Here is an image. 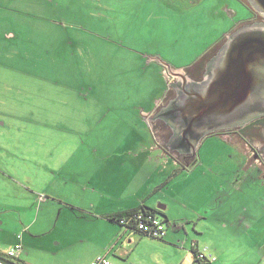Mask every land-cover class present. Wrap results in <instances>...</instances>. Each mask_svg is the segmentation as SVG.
<instances>
[{
    "label": "rangeland",
    "instance_id": "obj_1",
    "mask_svg": "<svg viewBox=\"0 0 264 264\" xmlns=\"http://www.w3.org/2000/svg\"><path fill=\"white\" fill-rule=\"evenodd\" d=\"M97 5L94 0H0L2 228L7 229L9 222L14 225L11 218L16 219V213H22L25 218L41 210V221L47 217L56 221L58 213L69 211L67 207L53 206V197L63 201L75 199V187H64L62 177L58 181L51 179L44 162L51 167L73 165L70 154L77 148V141L93 146L99 143L96 138L90 140L92 121L84 122L82 108L71 104L74 94L84 93L89 87L93 89L92 97L103 103H98L96 109L99 113L104 111L101 115L104 121L94 131L123 133L121 126L112 127L108 115L113 110L112 101H121L132 111L129 105L135 106L143 100L154 102L165 92L171 96L175 93L174 69L195 66L240 23L255 18L253 11L239 0H100ZM262 21L263 16L257 17L256 22ZM30 70L39 72L40 78ZM125 80L128 85L121 86ZM42 116H48L51 123H34ZM150 123L152 128L149 123L137 122L125 131L150 137L147 130L150 128L152 135L147 142L165 146L166 141L152 118ZM257 126L258 132L263 133L264 123ZM170 130L164 127L161 131ZM263 142L264 136L262 140L234 141L248 155L242 157L228 138L204 139L196 153L198 165L191 173L179 174L170 183V191L160 196L163 202L171 204V218L178 216L174 198L180 197V192L187 198L189 207L184 209L187 212L205 198L211 200L210 206L216 207L220 200L230 198L232 212H240L245 205L256 211L258 217H264V174L259 177L261 174L255 167L259 162L250 156L254 152L252 148L262 149ZM172 163L173 158L169 165ZM16 177L24 186L16 183ZM189 183L195 185V191V187L187 189ZM55 191L57 195H53ZM78 221L65 219L62 221L65 231H55L61 235L59 239L74 242V247L64 255L73 264H86L93 258L92 263L99 256L111 260L119 257L126 264H184L182 260L191 249L190 243L182 249L184 244L179 240L171 241L168 232L166 239L133 233L135 230L126 236H115L106 228L96 235ZM211 223L217 226L216 222ZM165 224L173 232V224ZM258 228L263 231L259 239L263 248L249 250L243 257L239 253L248 251L246 248L240 252L230 250L227 259L220 258L211 264H264V220ZM130 234L141 239L138 244L135 239H129ZM219 237L224 239L225 234ZM112 242L119 247L122 257L111 252ZM120 246L124 249L119 252ZM124 250L130 253L125 255Z\"/></svg>",
    "mask_w": 264,
    "mask_h": 264
},
{
    "label": "crops",
    "instance_id": "obj_2",
    "mask_svg": "<svg viewBox=\"0 0 264 264\" xmlns=\"http://www.w3.org/2000/svg\"><path fill=\"white\" fill-rule=\"evenodd\" d=\"M94 1L95 5L98 6L97 4L100 0ZM99 7H103L102 4ZM81 31L85 30L81 29ZM178 70H183L181 72H184L186 69H174V73L178 72ZM30 71L33 75L40 78L39 72ZM117 81L118 79L115 82ZM126 82L127 80L121 86H127ZM92 91V88L86 87L84 93L74 94L71 104L77 108L78 106L82 108L81 114L85 115L84 122L86 119L92 121L90 140L93 137L99 140V143L93 146L92 143L86 144L83 141H77V148L70 154L73 155V165L61 164L57 167H51L44 162L45 172L51 175V179L57 178L58 181L62 177L64 187L69 185L75 187V194L73 195L75 199L70 197L63 201L58 196L53 197L55 202L53 206H60L61 209L67 207L69 211L58 213L56 221H54L55 218L53 217L43 218L41 221V210L25 218L22 213H16L18 217L16 219L11 218L14 225L9 222L7 229L0 227L1 253L7 255L11 248L20 243L23 245V251L16 258L22 259L29 264H73L74 262L71 260H65L64 255L74 247V242L67 243L66 240L59 239L61 235L55 232L56 230L65 231L62 227L63 220H76L77 222L80 220L84 226L89 227V229L86 228L87 231L96 235L104 231L105 228L112 231L115 236L129 235L128 233L134 230L126 226H120L111 221L109 217L125 211H140L143 208L160 210L158 207L164 205L160 196L170 191L172 180L179 174L191 173L198 165L199 160L197 158L188 166L183 165L164 148V145L159 142H147L152 135L150 128L147 129L150 137L137 134L136 132L125 131L128 126H133L137 122L144 125L149 123L152 128L150 119L160 103L164 101L167 95L166 92L163 97H156L154 102L143 100L135 106L129 105L132 107V111L126 109V106L121 101H112L110 106H112L113 110L108 114L111 115L112 127L119 129V126H121L124 132L98 133L93 129L94 127L97 129L99 123L100 125L103 124L104 119L102 121L101 115H104V111L99 113L98 109H96V107L98 108V103L101 102L92 97ZM101 104L103 105V103ZM115 118L117 119L116 121H114ZM47 121L49 125L51 120H48V116H42L36 118L34 123L46 124ZM124 125L127 127L123 129ZM85 146L88 149H85ZM234 148L236 153H238L239 150L236 147ZM171 156L173 163L169 165L172 159ZM16 183L23 185V182L17 177ZM195 185L190 184L187 189H193ZM193 190L195 191L196 187ZM182 193H179L180 197L174 198V203L176 204L174 208L178 216L171 218V204L168 202H163L166 204V208L160 210L162 211L161 214L165 215L162 218L167 219V223L173 224V232H169L170 229H167L170 240L173 242L179 240L180 243L184 244L183 248H179L185 249V244L188 245V243H190V248L193 243L196 248L208 247L209 251L217 257L216 262H219L220 258L227 259L226 257L230 255V250L240 252L243 250L242 248H246L248 251L239 253L243 257L249 250L253 252V250L257 251L260 247L263 248V244L259 240L263 231L258 226L259 223H263L264 217H258L256 211L252 212L243 205L242 209L239 208L240 212L234 213L232 212V199L224 198L220 200L219 205L216 207L210 206L211 200L205 198L198 206H191L190 212H187L189 204L186 196H182ZM53 195H57V192L55 191ZM4 207L7 206L4 205ZM211 221L216 222L217 226L213 225ZM3 224L0 223V225ZM189 226L192 228V232ZM216 230L218 231L216 232ZM222 231L225 234L224 239L219 237V235H223ZM183 233L184 236H181ZM186 234H192L191 238ZM227 234L228 236H226ZM132 238L135 239L136 244L141 240L136 235L130 234L129 239L132 240ZM117 240L118 238L114 241ZM131 240H128V242H131ZM120 241H118V244ZM76 242L80 243L79 240ZM202 243H204L203 246ZM211 243L219 245V248L216 249ZM111 245L113 247L111 252L122 257V253H118L119 247H115L113 242ZM120 247L122 248L119 249V252L124 249L123 246ZM124 251L125 255L130 253L128 250ZM176 258L179 259V254ZM122 260L116 257V259L111 261L116 264H126ZM193 260L194 254L190 249L182 263L189 264ZM90 261H87L86 264H91Z\"/></svg>",
    "mask_w": 264,
    "mask_h": 264
},
{
    "label": "water",
    "instance_id": "obj_3",
    "mask_svg": "<svg viewBox=\"0 0 264 264\" xmlns=\"http://www.w3.org/2000/svg\"><path fill=\"white\" fill-rule=\"evenodd\" d=\"M252 2L264 17V0ZM237 29L231 34L236 31L238 33L228 38L224 46L223 40L216 47L215 51L220 53L219 59L214 63V77L209 80L203 91L191 95L189 99L191 110L185 109L183 112L189 117L187 121H183L179 127L175 119H172L173 130L184 129V132L174 138L173 148L168 149L166 146L164 148L179 160L181 157L172 150L191 152L196 156L200 140L190 132L193 127L190 116L195 108H198L197 115L201 116V119L197 118L205 125L209 122L207 116L214 118L217 115L222 119L227 117L231 122L238 115V120L244 121L264 115V27L247 26L243 30ZM172 76L176 80L174 84L193 82L185 75V71L172 73ZM251 83L257 88L252 92L249 91ZM174 112L176 114V110ZM241 113L243 117L240 119ZM158 208L164 210L166 207L163 205Z\"/></svg>",
    "mask_w": 264,
    "mask_h": 264
},
{
    "label": "flooded vegetation",
    "instance_id": "obj_4",
    "mask_svg": "<svg viewBox=\"0 0 264 264\" xmlns=\"http://www.w3.org/2000/svg\"><path fill=\"white\" fill-rule=\"evenodd\" d=\"M243 4H245L250 11H253L255 18L250 19L248 21H245L247 23H240L238 27L239 30H243V28L247 26H254V27H264L263 21L261 23H257V17L262 16L260 14V11L254 6L252 0H239ZM253 17V15H252ZM237 32V31H236ZM234 32L231 35H228L224 37V44L228 41V38L233 37L237 33ZM236 33V34H235ZM219 45V43H218ZM214 50V51H213ZM216 47L211 49L209 52H207L201 59L198 60V62L195 64V66L186 69L185 75L193 80V82H190L188 84H183L180 82H177L174 84V92L171 93L172 95H166L165 103H163L160 107H158L151 117L153 121L157 124L158 128L160 129L161 137L163 140L166 141L165 146L170 149L173 148L174 144V138L178 135H181L184 132V129H180V131L173 130V124L171 122L172 119H175L177 126L180 127L179 124L183 123V121H187L189 117H186L183 113L185 109L191 110V104L189 102V99L191 98V95H197L200 93V91H203L202 89L207 85L209 80L214 77V63L216 60L219 59V53L220 51H215ZM217 52V53H215ZM255 86L251 83L249 91H254L257 88H254ZM190 92H188V90ZM174 95V96H173ZM173 96V97H172ZM176 110V114L174 112ZM198 108H195L192 112V115L190 116L193 123H192V134L199 138L200 140L198 147L201 145L203 140L210 138V137H219V138H228L232 145L236 147L239 152L241 153V156L244 155L247 157L248 155L245 154L244 150H242L240 147L238 148L237 145L234 143V141H250V138H257L262 140V136H264L263 133L260 131L258 132L259 126L257 124L264 123V115H261L257 118H253L249 121L244 120H238L239 115L236 119L230 120L225 117L224 119L218 117L215 115V117H208L209 122L205 125L203 122H201L199 119H201V116L199 117L197 115ZM242 114V113H241ZM228 116V115H227ZM199 117V119L197 118ZM243 117V114L240 116V119ZM185 123V122H184ZM170 127V131H161L163 128ZM189 132V133H190ZM263 134V135H262ZM264 143V142H263ZM251 148L253 147L252 144H250ZM197 147V149H198ZM253 151L251 152V157L256 158L259 163H256L255 167L259 170V173L264 174L263 168H264V144L262 146L261 150H258L257 147L252 148ZM175 153L181 157L180 162L183 165H188L189 163H193L195 161L196 156H194L191 152H182L178 151L177 149L172 150ZM197 153V151H196ZM263 155V156H262ZM249 159H247L248 162ZM249 166V165H248ZM250 166H253L251 164ZM262 174L259 176L262 177Z\"/></svg>",
    "mask_w": 264,
    "mask_h": 264
},
{
    "label": "built area",
    "instance_id": "obj_5",
    "mask_svg": "<svg viewBox=\"0 0 264 264\" xmlns=\"http://www.w3.org/2000/svg\"><path fill=\"white\" fill-rule=\"evenodd\" d=\"M121 222L124 225L133 226V229L139 231L142 234H146L155 238L164 239L167 236L166 224L163 221V218L159 215L149 214L145 217L143 214H135L129 219H123ZM22 251L23 245L19 243L11 248L7 252V255L8 257L16 258ZM191 251L194 254V260L189 264H210L217 261V257L209 251L208 247L196 248V245L193 243L191 246ZM91 264L116 263L111 261L107 256H99Z\"/></svg>",
    "mask_w": 264,
    "mask_h": 264
},
{
    "label": "trees",
    "instance_id": "obj_6",
    "mask_svg": "<svg viewBox=\"0 0 264 264\" xmlns=\"http://www.w3.org/2000/svg\"><path fill=\"white\" fill-rule=\"evenodd\" d=\"M159 213H162V211H160L158 209H151V208L144 209L143 208L140 211L139 210H131V211H125V212L117 213L115 215L110 216L109 219L111 221L119 224L120 226H127L129 229L135 230V229H133V226H131V225H124V224H122L121 221L123 219H129L132 216H134L135 214H143L146 217L149 214L158 215ZM163 221L165 223L168 222L167 219H163ZM136 232H139V231H136ZM0 262H2L4 264H29V263H27L26 261H24L22 259L11 258V257H8V255H5V254H3L1 252H0Z\"/></svg>",
    "mask_w": 264,
    "mask_h": 264
}]
</instances>
